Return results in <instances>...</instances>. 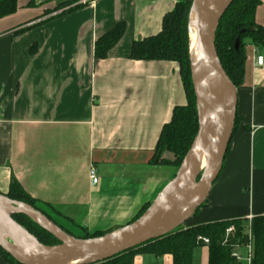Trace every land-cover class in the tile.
Masks as SVG:
<instances>
[{
    "label": "crops",
    "instance_id": "0c3cea01",
    "mask_svg": "<svg viewBox=\"0 0 264 264\" xmlns=\"http://www.w3.org/2000/svg\"><path fill=\"white\" fill-rule=\"evenodd\" d=\"M261 1L256 22L264 16ZM78 2L23 0L20 8L18 0V11L0 18V193L16 182L64 223L109 234L132 223L171 181L152 161L175 108L188 104L180 69L130 55L135 42L162 30L177 2L95 0L75 8ZM49 9L61 12L47 17ZM120 23L127 24L124 38L96 62V42ZM246 55L223 171L185 228L230 220L245 227L264 216V66L257 65L264 47L247 42ZM0 264L11 263L0 254ZM134 264L174 258L140 250ZM192 264H209V246L194 251Z\"/></svg>",
    "mask_w": 264,
    "mask_h": 264
},
{
    "label": "water",
    "instance_id": "95a60500",
    "mask_svg": "<svg viewBox=\"0 0 264 264\" xmlns=\"http://www.w3.org/2000/svg\"><path fill=\"white\" fill-rule=\"evenodd\" d=\"M190 3L189 38L195 33L196 42L201 46L203 59L195 67L192 59V83L196 96L199 121L198 135L187 153L176 177L162 191L156 201L136 221L122 229L95 239H79L64 231L36 208L14 201L0 194V249L19 264H101L124 253L161 240L184 227L208 201L214 184L219 179L234 135L238 108V88L225 73L216 48V33L221 18L234 0H174ZM218 2L222 7L217 16L214 9ZM189 41V43H190ZM207 71L201 82L199 73ZM228 102L229 123L224 125L216 114L218 103ZM207 141L211 156L201 160L200 169L195 171V155ZM200 178L195 184L193 176ZM197 177V178H198ZM180 200L193 203L178 220L172 217L173 205ZM23 215L34 221L53 236L60 245H42L27 230L18 226L13 216ZM6 220L11 229L10 240L6 237L1 222ZM23 229L35 243L38 256L32 257L25 251L27 239L18 233ZM61 248L59 253L52 250Z\"/></svg>",
    "mask_w": 264,
    "mask_h": 264
},
{
    "label": "trees",
    "instance_id": "16d2710c",
    "mask_svg": "<svg viewBox=\"0 0 264 264\" xmlns=\"http://www.w3.org/2000/svg\"><path fill=\"white\" fill-rule=\"evenodd\" d=\"M261 3V0H234L221 18L216 33V48L222 67L237 88H240L245 80L247 42L249 41L257 47H264V26L256 23V13ZM79 7L81 6L75 8ZM75 8L67 12H72ZM190 10V3L177 2L175 9L165 16L162 30L158 34L137 41L132 46L131 60L177 64L187 94L188 104L184 107L175 108L171 122L165 125L162 130L152 161L155 166L160 164L179 169L199 131L196 96L192 83L190 62ZM17 11L18 0H0V18L14 15ZM126 31L127 24L120 23L112 31L99 38L95 45V61L106 60L111 51L122 41ZM237 122L238 120L236 119L235 131ZM166 153L173 155L174 160L165 159L164 155ZM6 196L14 201L36 208L68 234L74 236L46 212L39 209L37 207L38 202L31 198L18 183L13 182L11 184L9 193ZM149 207H145L134 221L138 220ZM13 219L35 236L42 245L48 247L60 245L53 236L28 217L16 215L13 216ZM230 227H235L236 229V234L231 239L232 244L243 243L245 240L242 232L244 225L240 220L223 221L191 228L182 227L161 240L153 241L101 264H134V256L140 250H145L155 256L172 255L174 264H192L194 251L204 246L197 242L199 237L208 238L211 242L209 246V264H236L231 258V247L223 246L226 231ZM252 227L253 264H264V216L254 218ZM105 235L107 234L95 233L92 236L83 238L74 237L89 240ZM0 254L9 263L19 264L2 249H0Z\"/></svg>",
    "mask_w": 264,
    "mask_h": 264
},
{
    "label": "bare ground",
    "instance_id": "6f19581e",
    "mask_svg": "<svg viewBox=\"0 0 264 264\" xmlns=\"http://www.w3.org/2000/svg\"><path fill=\"white\" fill-rule=\"evenodd\" d=\"M221 7H222V2L221 3L218 2L215 6V9H214V15L215 16L218 15V13L221 10ZM189 47H190V57L192 59L194 66L196 67L199 64V62L203 59V56L200 53L201 46L196 42V37H195L194 32L192 33V39L189 43ZM207 75H208V72L206 70L199 73V75H198L199 81L203 82L206 79ZM216 114L224 125H228V123H229L228 102L218 103L216 105ZM203 155L206 157L211 156V150H210V147H209V144L207 143V141H204L201 145V149L196 152L195 164H194L195 171L200 169L199 167L201 164V160L204 158ZM197 177H198L197 174H195L193 176V178H192L193 184H195L200 179L199 177L198 178ZM192 203L193 202L190 200L177 201L173 205V208H172L173 220L176 221L180 217H182V215H184V213L188 210V208L190 207V205ZM1 227L3 229H5V232H6L5 235H6L7 239L10 240V236H9L10 234H9V232H7V230L11 229L10 224L6 220H3L1 222ZM18 233L27 239V241L25 242V245H24L25 251L27 252V254L32 256V257L38 256L35 243L29 239V235L23 229H20V228L18 230ZM60 250H61V248H56V249H53L52 251L54 253H59Z\"/></svg>",
    "mask_w": 264,
    "mask_h": 264
},
{
    "label": "built area",
    "instance_id": "2783aa9c",
    "mask_svg": "<svg viewBox=\"0 0 264 264\" xmlns=\"http://www.w3.org/2000/svg\"><path fill=\"white\" fill-rule=\"evenodd\" d=\"M95 0H79L78 6L85 7L91 5ZM257 65L259 67L264 66V57L258 56L257 57ZM89 178L92 185L97 186L99 184V176L96 168H91L89 172ZM253 218H250L243 229L244 234V242L243 243H236L235 245L232 244L231 239L236 234L235 227H230L226 231V235L223 241V246L231 247V258L234 260L236 264H253V257H254V245H253V227H252ZM199 244L204 246H210V240L208 238L199 237L197 239ZM246 249L247 251V259L246 261L243 260L242 257L238 254L241 249Z\"/></svg>",
    "mask_w": 264,
    "mask_h": 264
},
{
    "label": "rangeland",
    "instance_id": "374dc122",
    "mask_svg": "<svg viewBox=\"0 0 264 264\" xmlns=\"http://www.w3.org/2000/svg\"><path fill=\"white\" fill-rule=\"evenodd\" d=\"M23 5V0H19V7L21 8V6ZM71 8V6H67L65 8V10H69ZM46 14L45 16L47 17H52V16H55V15H58L60 14L61 11L59 10H53V9H49V10H46ZM22 15L25 14V12H21ZM260 21V22H259ZM259 24H258V23ZM256 23L260 26H264V16L262 15V17L260 16L258 21ZM247 42V41H246ZM249 42V41H248ZM160 165V164H159ZM160 166H164V165H160ZM164 166L163 167V173L166 174L167 176L170 177L171 181L176 177L177 173H178V170L177 168H174L172 166ZM170 181V182H171ZM170 184V183H169ZM37 207L39 209H41L42 211L46 212L53 220H55L58 224H62L64 226V228L66 230H69L71 231L73 234H75L76 236H81V238L85 237V236H92L93 234H90L88 231H86L85 229L83 228H79V227H76L75 225H68L66 223H64L63 219L55 212L53 211L52 209L48 208V207H45V206H41V205H37ZM192 220L188 221L186 223L185 226H188L189 222L191 223ZM17 223V222H16ZM18 226L22 227L23 229H25L23 226H21L19 223H17ZM184 226V227H185ZM26 230V229H25ZM31 234V233H30ZM32 235V234H31ZM33 236V235H32ZM35 237V236H33ZM36 238V237H35ZM37 239V238H36ZM201 252V249L197 251V253H200ZM238 254L240 255V257L243 258L244 261H246L247 259V251L246 249H241Z\"/></svg>",
    "mask_w": 264,
    "mask_h": 264
}]
</instances>
